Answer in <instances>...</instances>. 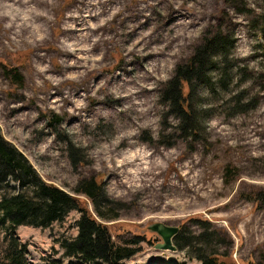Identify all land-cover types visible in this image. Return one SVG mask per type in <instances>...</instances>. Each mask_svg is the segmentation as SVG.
Returning a JSON list of instances; mask_svg holds the SVG:
<instances>
[{"label":"rangeland","instance_id":"obj_1","mask_svg":"<svg viewBox=\"0 0 264 264\" xmlns=\"http://www.w3.org/2000/svg\"><path fill=\"white\" fill-rule=\"evenodd\" d=\"M263 13L264 0H0V131L44 181L73 194L93 177L126 204L104 221L114 240L143 238L121 264H199L185 249H154L149 227L198 234L201 222L231 241L234 262L264 264ZM218 29L234 39L227 87L197 86L199 139L178 137L159 91ZM78 218L18 226L27 264L74 261L54 250Z\"/></svg>","mask_w":264,"mask_h":264},{"label":"trees","instance_id":"obj_2","mask_svg":"<svg viewBox=\"0 0 264 264\" xmlns=\"http://www.w3.org/2000/svg\"><path fill=\"white\" fill-rule=\"evenodd\" d=\"M261 16L264 22V13ZM233 46L234 39L230 33L220 29L206 33L190 57L177 64L173 75L163 83L159 96L168 109L167 113L177 120L174 132L178 137L199 139L200 115L207 109L196 104L197 86L202 85L211 92L218 88L226 89L225 80L235 64L230 58ZM213 70L217 73L214 77ZM5 74L17 82L22 80L15 69L6 68ZM76 161L73 159L72 163L76 164ZM73 192L68 193L44 181L0 131V225L4 227L0 264H27L24 257L26 245L14 233L18 226L47 228L62 222L72 211L79 213L74 222L77 234L73 238L59 237L56 240L59 249L54 250H61L63 258L74 259L68 264H121L140 251L141 236L132 234L131 237L120 236L114 240L104 223L118 219L126 204L110 198L101 180L80 178ZM80 195L90 201L92 209ZM201 223L202 229L198 234L189 233L186 228L178 231L173 237L176 248L185 249L186 255L200 264H237L227 251L231 241L210 229L208 223ZM218 239L227 248L221 250L216 244ZM41 264H62V261L48 256Z\"/></svg>","mask_w":264,"mask_h":264},{"label":"water","instance_id":"obj_3","mask_svg":"<svg viewBox=\"0 0 264 264\" xmlns=\"http://www.w3.org/2000/svg\"><path fill=\"white\" fill-rule=\"evenodd\" d=\"M161 237V242L153 245L156 250L176 251V246L173 243V237L177 234L179 228L177 226H169L164 223H154L149 227Z\"/></svg>","mask_w":264,"mask_h":264},{"label":"bare ground","instance_id":"obj_4","mask_svg":"<svg viewBox=\"0 0 264 264\" xmlns=\"http://www.w3.org/2000/svg\"><path fill=\"white\" fill-rule=\"evenodd\" d=\"M151 264H169V263H162V262L154 263V262H152Z\"/></svg>","mask_w":264,"mask_h":264}]
</instances>
